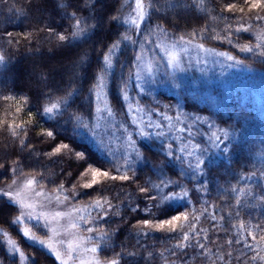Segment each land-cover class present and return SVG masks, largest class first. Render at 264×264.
<instances>
[{"label": "snow or ice", "instance_id": "snow-or-ice-1", "mask_svg": "<svg viewBox=\"0 0 264 264\" xmlns=\"http://www.w3.org/2000/svg\"><path fill=\"white\" fill-rule=\"evenodd\" d=\"M43 3L44 11L51 3L53 11L61 15L62 20L69 21L70 27L57 31L52 25L45 24L35 31L23 34L22 40L26 42L29 52L33 48L36 52L40 51V33L45 34L43 40L50 45L49 51L56 52L88 44L106 26L114 29V32L108 36V42L99 51L93 48L96 70L90 77L88 70L92 65L87 52H84L77 64V68L84 71V76L79 81L73 79V83L82 85L89 82L92 85L88 89L86 109L81 104L69 113L77 105L78 97L83 95V88L73 87V83L50 88L48 77L43 72L38 73L43 87L31 97V101L28 97L18 99L10 94L0 95V101L11 102L6 111L15 109L12 122L0 121V125L9 133L14 143L19 142L16 153L0 156V180L10 181L6 187L0 188V216L14 213L9 226L15 227L35 252L45 257H54L47 264H141L142 259L144 264H148L149 259H154L151 251L148 252V257H141L139 247L134 246L132 250L124 242L120 243L117 251V234L122 231V226L129 224L130 228H123L127 232L125 240L134 238L136 246H141L150 233L166 232L169 239L177 241L169 250L170 255L187 256L188 250L193 249L204 264H233L234 261L235 264H264V156L260 166H253V170L247 174L232 169L233 153L239 150L237 127L230 124L227 128H221L200 116L185 117L183 120L177 116L176 122L185 126L176 128L173 118L167 115V109H148L146 112L145 108L139 106V101H136V115L131 117V131L128 125L133 111L129 85H132V90L139 89L137 95L142 96L148 94L145 73L152 83L156 82L157 75L174 82L177 72H185L192 67L191 56L185 59L181 55L188 53L190 46L223 57L231 62L228 67L244 63L228 52L205 48L203 41L208 38L205 33L220 45L226 42L230 47L238 48L241 53L252 54L253 62L259 59L264 64V0H243L242 4L226 2L223 5H213L210 0H163V3L161 0H147V3L145 0H135L134 7L130 3L127 5L131 9L127 16L122 13L112 15V9L107 8L106 2L102 0H59V3L56 0H43ZM179 9H192L211 16L215 22H225L221 30L223 35L216 31L215 26L209 30L205 25L179 35V29L171 21L165 20V23L175 29L171 33L160 23L153 26V20L163 19L157 13L163 11L165 15L169 12L179 15ZM237 11L240 13L239 17L224 15L225 12ZM27 14L23 8L19 10V15ZM253 19L257 22L255 25L248 22ZM229 20L236 21L234 29L227 23ZM39 24L40 21H37V25ZM117 24L132 27L121 30L116 28ZM254 28V45L237 43L239 39L245 38L243 33ZM134 35L136 39L133 38ZM5 36L7 39L3 43L10 48L21 44V39L17 38L19 33L5 31ZM129 50L132 55L126 57L129 71L125 78V65L121 62V57ZM200 63L197 59L196 64ZM7 64L4 51H0V67L7 70ZM117 66L121 69L119 76L115 71ZM38 67L34 65V70ZM109 85L118 93L113 99L120 111H123L120 94L128 102V111L123 113V120L117 119L118 112L107 101L103 107L100 104L101 92L105 98L109 95V92L104 91ZM53 92L60 95L53 98ZM32 101L35 112L29 107L26 113L28 119L18 123V114L24 111L22 105H28ZM153 112L157 117L162 116L163 120L153 119ZM36 115L48 120L67 115L66 123L72 126L71 134H68L67 128L61 129L53 125L55 131L39 133L57 141L51 146V150L33 151L34 144L29 139L31 129L26 125L30 126ZM145 115L148 116L147 119L144 118ZM101 121L104 122L108 136L107 144L103 137L97 138L96 129L100 127ZM204 125L207 126L206 131L201 133L197 130L195 134L200 135L201 139L195 141L193 129ZM82 130L96 138L98 146L106 150L109 158L106 162L93 157L86 148L78 150L73 146ZM185 131L187 137L176 135L177 132ZM65 139L68 142H64ZM116 141L119 143L113 147ZM144 141H148V145ZM65 156L79 162L78 175L71 180L68 177L72 173H65L62 167L59 172H53V166L60 164ZM41 157L49 163H43ZM141 164L151 174L143 182H140V175L144 174V168L138 169ZM176 165L181 169L179 173L175 170ZM25 169L31 171L25 173ZM221 169L231 178L225 182L222 190L217 187L220 195L225 196L223 205L218 208L213 203L212 211L209 212L208 202L205 200V206L198 215L194 206L189 207V188L180 180H173L171 176L183 177L189 184L195 180L200 185L195 191L203 190L207 196ZM152 176L156 179L153 180ZM232 180L236 183L233 184ZM241 184L244 187H240ZM132 185L136 186L133 192H128L123 197L118 192L116 197L110 198V191L117 188L124 191ZM137 194L153 203L145 204L141 209L137 203ZM114 199L120 200V203H113ZM173 203L181 206L170 212L169 208ZM133 214L136 223L129 220ZM202 218L209 221V227L201 226ZM219 232L225 233L223 243H220ZM0 238L5 242L6 259L19 256L21 261L37 264L36 257H26L7 231H0ZM109 251L112 253L110 257L107 256ZM143 251L148 249L143 247ZM160 255L165 260L169 259L163 253ZM0 264L4 262L0 260ZM11 264H15V261H11Z\"/></svg>", "mask_w": 264, "mask_h": 264}, {"label": "trees", "instance_id": "trees-1", "mask_svg": "<svg viewBox=\"0 0 264 264\" xmlns=\"http://www.w3.org/2000/svg\"><path fill=\"white\" fill-rule=\"evenodd\" d=\"M122 1L123 0H102V2H106L107 8L112 9V15H118L119 11L117 10L120 9ZM210 2L213 5H223L226 2L242 4L243 0H210ZM56 3H59V0H56ZM161 3H163V0H161ZM21 8L28 13L26 16L19 15V10ZM44 8L45 5L43 0H0V51H4L8 61L7 70L0 67V95L10 94L16 96L18 99L28 97L31 101V97L43 87V82L39 79V72H43L48 77L49 87L53 89L55 87L67 86L68 84L73 83V79L77 81L81 80L84 76V71H80L77 68V64L84 52L89 54L90 63L92 65V68L88 70L89 77L92 75V72L96 70V57L93 54V48L95 47L96 50L99 51L101 46L108 42V36L114 32V29H110L106 26L105 30L93 41H89L88 44H85L82 47L57 50L56 52L49 51L50 45L43 40L45 34L40 33L39 38L42 41L39 45L40 51L36 52L35 48H33V50L29 52L26 42L22 40L23 34L29 31H35L37 27H43L45 24L52 25L57 31H64L65 28L70 27L69 21L62 20L61 15H57L56 12L53 11L51 3L47 5L46 11L43 10ZM37 9H41V11H38ZM216 10L218 13L219 7H217ZM178 13L179 15L171 12L165 15L163 11L157 13L156 15L163 17V19L153 20V26L156 23H160L171 33L175 31V29L170 27L168 23H165V20L171 21L179 29L177 35L181 32L191 31L192 29L203 28L205 25L208 26L209 30L215 26L216 31L221 32V35H223L221 31L225 24L223 21L215 22L212 20L211 16L199 11H193L192 9H179ZM224 15H235L236 17H239L240 13L238 11L234 13L225 12ZM245 18L247 19V13ZM37 21H40L39 25H37ZM248 22L253 25L257 23L254 19L249 20ZM227 23L231 24L233 29L237 26L235 20H229ZM130 27L132 26L128 24L116 25V28H120L121 30ZM5 31H10L14 34L19 33L20 36L17 38L21 39V44L10 48L6 43H3V40L7 39ZM254 31L255 28L248 33H243L242 36L245 38L239 39L237 43L254 45ZM205 35L208 36V38L203 41L206 48L217 52H228L230 55L242 60L244 63L241 66L247 70V72L243 75L236 73L233 77H228L227 79L224 78L221 83L218 81L206 82L202 78L199 79L200 76L196 75V72H192V75L186 76L184 82L178 81L179 79L176 78L173 82L167 77L157 75L155 83H146L145 87L148 89V94L142 96L137 95L139 89L132 90V85H129L133 111L128 119V125L131 123V117L135 114V108L137 107L136 101L140 102L139 106L145 108L146 112L148 109H156L159 111L167 109V115L174 117L175 120L177 116H179L181 120L185 117L200 116L209 119L214 125L221 128H227L230 124L235 125L239 133L237 138L239 150L233 153V164L231 167L234 171H243L247 174L249 171L253 170V166L256 168L260 166L262 156H264V64L260 63L259 59H257L256 62H253L251 60L252 54L241 53L238 48H232L226 42L223 45H220L219 42L212 39L208 33H205ZM133 38L136 39L137 37L134 35ZM199 42L200 41H196V43ZM9 53L11 55H8ZM131 55L132 53L129 50L125 53L124 57H121V62L125 65L123 69L125 78H127L129 71L126 57H130ZM34 65L39 67L34 70ZM115 71L117 76H119L121 73L120 67L117 66ZM132 71L134 72L135 69H132ZM106 84H108L107 79ZM73 87H82L83 95L78 97L77 105H74L73 109L69 110V113L74 111L75 108L81 104L84 105L85 109L87 108L86 98L88 95V89L91 88L92 85L89 82H84L82 85L73 83ZM104 91L109 92V95L105 98L103 92H101V106L103 107L105 101H107L108 105L118 112L117 119L123 120V113L128 111V102H125L122 94H120V103L123 106V111H120L113 99L118 95L116 89L109 85ZM57 95L60 94L53 92V98ZM93 101L95 102L94 96ZM10 103L11 102L5 103L0 101V121H7L8 123L12 122L15 109L12 108L11 110L6 111L8 104ZM42 103H46V101H42ZM22 107L24 108V111L18 114V123L22 122V120L28 119L26 113L29 107H32L35 112L34 101L30 102L28 105H22ZM67 120V115L62 118L58 117L55 120H48L46 117L42 119L39 115H36L33 123L30 126L26 125V127H30L31 129L29 139L32 140L34 144L32 150H51V146L57 141L41 136L39 133L47 130L55 131V128L52 127L53 125L60 127L61 129L67 128L68 134H71L72 126L71 124L66 123ZM41 125L43 127H40ZM206 127L207 126L204 125L198 129H193L195 141L201 139L200 135L195 134L197 130L204 133ZM103 128L104 126L102 125L100 128L96 129L97 138L105 137V128ZM185 136L187 137V131ZM57 140H59V137ZM64 142H68L67 139H65ZM146 143L147 144H144L148 145L149 142ZM73 146L78 150L86 148L93 157L98 158L102 162H106L109 159L106 150H103L98 146L97 139L93 138L92 135L87 132H83V130L82 134L76 138V143ZM18 149L19 142L16 141L14 143L9 133L3 129L2 125H0V156H3L6 153L10 155L14 154ZM25 155H27V152ZM13 158H16V156L13 155ZM40 159L43 163H49V161L44 160L43 157ZM220 159L223 160V157H220ZM61 167L65 170V173H72V176L68 177L69 180L78 175L79 162L74 159H69L67 156L63 157L60 164L53 166V172H59ZM174 167L177 173L181 171L178 165ZM139 168H144V166L141 164L138 166V169ZM29 171L31 170L25 169V172L28 173ZM149 175L151 174L146 168H144V174L140 175V182L147 180ZM151 178L153 180L156 179L155 176H152ZM171 178L173 180H180L181 183H184L185 186L189 188L191 200L189 207L191 208L194 206L198 215L200 210L205 206V200L208 202L209 212L212 211L211 205L213 203L217 204L218 208L223 205L225 196L220 195V192L217 191V187H221L222 190L225 182L231 179L223 169H221L216 178L215 184L210 189V194L205 196L203 190L200 192L195 191L196 188L200 187L195 180H192V183L189 184L186 179L178 175L171 176ZM231 182L233 184L236 183L235 180H232ZM45 183H47V181H45ZM239 186L244 187L243 184ZM49 187H51V185ZM135 187V185H132L124 191H119L117 188L114 191H110L109 196L110 198L116 197L119 192V196L123 197L128 192H133ZM126 202L127 201H124V203ZM113 203H120V200L114 199ZM137 203H139L141 209H143L145 204L150 205L153 202L149 201L146 197L137 194ZM180 206L179 203H173L169 208V211H174ZM143 214L142 211L141 215ZM13 215L14 213H6L3 216H0V227L9 228L11 235L16 239L19 246L21 245L22 248L24 246L26 247V250L29 251V247L25 245L21 236L17 234L12 226H9ZM134 216L135 214L129 217L131 223H136ZM244 218L248 219L246 216ZM253 219H255V216H253ZM201 226L205 228L209 227V221L202 218ZM130 227L131 224L122 226V231L117 234L119 237L116 242L117 251H119L120 243L124 242L125 246L129 249L134 250V246L139 247L141 249V257H148V252L151 251L154 259H149L148 264H184L185 261H187V264H204L202 258L199 257L193 249L188 250L187 256L170 255L169 250L173 248V245L177 241L169 239V234L166 232L150 233L149 238L143 240L141 246H136L134 238L129 237L127 241L125 240L127 232H124L123 228ZM224 236L225 233L219 232L220 243H223ZM213 238L215 239L216 237L214 236ZM143 247H146L148 251H143ZM31 253L37 255V264H47L48 261L53 260L50 256L45 257L40 253L35 252L33 248L31 249ZM161 253H163L165 257H169V259H163L160 255ZM5 254L6 249L3 245L2 238H0V260H2L4 264H11V261L13 260L15 261V264H19L14 258L12 259L10 257L6 259ZM111 255L112 253L109 251L107 256L110 257ZM141 264H144L143 259L141 260ZM233 264H235V261Z\"/></svg>", "mask_w": 264, "mask_h": 264}, {"label": "rangeland", "instance_id": "rangeland-1", "mask_svg": "<svg viewBox=\"0 0 264 264\" xmlns=\"http://www.w3.org/2000/svg\"><path fill=\"white\" fill-rule=\"evenodd\" d=\"M145 2H146V0H145ZM129 3L134 7L135 0H123L121 5H120V9H119L118 15H120L122 13L124 16H127L131 12V9H129V7H127V5ZM132 15L134 16V13H132ZM181 55L183 57H185V59L188 56H191L192 61H193L192 67H190L187 71H185V72H177L176 73V79H179L178 81H181V82H184V80H186V76L192 75V72L193 73L196 72V75L200 76L199 79L202 78L206 82H217L218 81L219 83H221L224 80V78L227 79L228 77L235 76L236 73H240V74L243 75L245 72H247V70H245L241 65L240 66L228 67V65L231 63L230 61L224 60L223 57H218V56L211 55L210 53L199 51L195 47H191L190 46L189 52L188 53H181ZM197 59H199L201 61L200 64H196V60ZM205 61H206V63H205ZM213 61H216V63H213ZM169 71H171V69H169ZM145 77L148 80V83H150L151 82V78H147V74L146 73H145ZM154 110L155 111H159V110H156V109H154ZM135 115H136V113L134 114V116ZM144 118L147 119L148 116L145 115ZM152 118L155 119V120H163L162 116L157 117V116H155L154 112L152 113ZM172 118H173V123L176 125V128H180V127H184L185 126L183 124H178L176 122V120L174 119V117H172ZM102 125L105 128V125H104L103 121H101L100 127ZM103 129H102V131H103ZM129 130L130 131L132 130L131 123L129 124ZM108 131L110 132L111 129H109ZM176 135L185 136L186 135V131L184 133L177 132ZM104 136L106 137V138L103 137L104 140H105V144H107L108 143V136L106 134V130L104 131ZM146 142H148V141H144L143 143L147 144ZM116 143H119V142L118 141L114 142L113 147H115ZM25 173H27V172H25ZM7 183H10V181H8V180H0V188L6 187ZM53 207H54V205H53ZM13 228L16 230V232L18 234V230L15 227H13ZM0 231H7L9 233V236L11 237V239L17 243L16 239L11 235V232H10L9 228H4V227L1 226L0 227ZM2 242H3V245H4L5 249H6L5 242H4L3 238H2ZM24 243H25V245L27 247H29V251H27L26 247L23 246V248H22L21 245H20L21 249L25 253V256L29 257V258L35 256L36 259H37V255L36 254L34 255V254L31 253V249L33 247L30 246L26 240H24ZM14 259L17 260V262L19 264H28L27 260L21 261L19 259V256L14 257ZM52 259L54 260V257H52Z\"/></svg>", "mask_w": 264, "mask_h": 264}]
</instances>
